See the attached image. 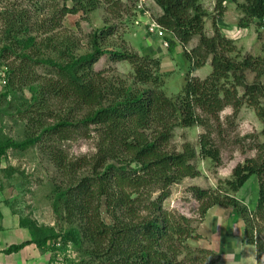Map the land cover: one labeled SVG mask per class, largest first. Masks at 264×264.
Segmentation results:
<instances>
[{
	"label": "trees",
	"instance_id": "1",
	"mask_svg": "<svg viewBox=\"0 0 264 264\" xmlns=\"http://www.w3.org/2000/svg\"><path fill=\"white\" fill-rule=\"evenodd\" d=\"M63 1L62 8L58 9V0H36L35 16L30 15V8L18 2L3 11L5 32L0 39V43L3 42L0 60L7 54L27 60L23 61L25 64L35 60L37 64L50 65L56 76L41 83L23 82L22 86L32 93L31 102L38 106V118H29L30 133L25 140L0 138V161L10 149L29 148L50 135L67 139L71 130L88 128L91 124L100 135L98 149L90 159L68 161L62 150L54 148L53 161L69 178L67 182L55 184L52 205L57 225L39 227L24 221V225L30 226L32 238L9 246L4 253H18L31 244L49 249L63 242L82 254L81 264H200L203 258H197L194 253L179 260L180 246L194 231L186 217H181L182 225L163 209L172 185L199 175L192 163L196 151L190 145H186L184 151H177L169 143L176 127L202 124L198 108L218 117L220 111L231 105L238 114L248 97V103L257 108L264 126V102L259 101L264 98V84L248 85L244 74H237L252 70L261 79L264 62L250 56L239 63L228 58L227 50L236 49L234 42L225 37L217 25L214 35L207 37L204 33L207 13L202 0H154L162 9L157 22L164 33L157 36V40L168 42L167 48L174 51L179 44L187 46L195 37H200L199 46L187 54L193 61V70L205 65L203 59L195 61L196 53L203 48L213 53L214 70L210 77L205 81L187 80L181 94L170 98L162 89L163 78L157 75L161 62L149 56L110 50L105 45L113 33L110 26L91 35L89 52L75 54V43L58 37L56 30L66 16L95 11L100 1ZM228 2L238 4L244 15L241 25L257 21L264 26V0H216L219 15L227 10ZM68 3L73 6L69 7ZM44 10V15L39 13ZM41 53L45 56H40ZM49 53L57 54L58 61ZM107 54L115 61H129L134 69V82L142 87L96 70L98 60ZM8 72L7 90L2 95L5 99L15 94L25 71L20 65ZM231 75H235L238 85L245 89L243 95H239L237 88L222 84L221 81ZM51 99L62 104L60 113L54 115V123L46 120ZM82 111L86 112L79 116L78 112ZM262 133L264 136V128ZM200 155L221 162L219 149L207 135L201 138ZM84 167L89 171L79 174L78 178L76 171ZM252 176L259 180V196L257 209L251 214L234 196ZM227 186V192L217 194L201 187L191 189L201 202L203 216L216 205L238 207L247 225L246 239L255 244L254 220L260 214L264 218V158H251L235 167ZM257 244L261 255L264 244Z\"/></svg>",
	"mask_w": 264,
	"mask_h": 264
},
{
	"label": "rangeland",
	"instance_id": "2",
	"mask_svg": "<svg viewBox=\"0 0 264 264\" xmlns=\"http://www.w3.org/2000/svg\"><path fill=\"white\" fill-rule=\"evenodd\" d=\"M99 1L97 10L88 14H70L63 19L61 27L56 30L58 37L67 38L75 43V54L89 52L91 35L110 26L113 28V33L105 43L110 50L149 56L161 62L157 75L163 78L162 89L170 98L181 94L187 80L195 78L205 81L212 74L213 53L203 48L199 53L193 54L195 61L202 59L205 61V65L196 70L192 69L193 61L187 55L193 53V50L199 46L200 37H195L187 46L179 44L174 51H170L162 41L148 34L146 25L157 22V18L162 15V9L154 0H145L143 7L146 12L140 11L141 1L145 2L144 0ZM239 1L244 2V0ZM17 2L30 8V15L35 16L36 0H32V3L29 0H0V39L5 32L3 11L10 4ZM58 2L57 8L61 9L64 1L58 0ZM38 6L40 9L41 5ZM68 6L73 5L68 3ZM202 6L207 13L204 31L207 37L211 38L214 35V26L217 25L220 32L234 42L236 49L227 50L228 58L239 63L244 57L250 56L252 59L260 58L261 63L264 62V26L256 23L257 21L248 26L241 25L244 15L237 3L228 2L227 10L223 15H219L216 0H202ZM39 13L44 15L45 10ZM67 45L70 46L69 43ZM2 46L3 42L0 43V49ZM44 54L41 53L40 56L44 57ZM49 54L58 61L57 54ZM1 58L0 68L7 71L8 75H10L8 72L10 68H17L20 65L25 72L21 74L20 78H23V81L17 85L15 94L7 99L2 96L7 86L0 85V138L8 137L15 141H22L29 136V118L37 115L38 108L36 103L31 102L32 93L27 87L22 86L23 82L41 83L56 75L50 65L37 64L35 60L25 64L23 61L27 60L18 58L16 55L7 54ZM95 69L120 77L129 85L142 87L134 82V69L127 60L115 61L111 55L107 54L98 60ZM237 74H244L248 85L258 82L264 84V76L259 79L252 70ZM221 82L228 88H237L239 95L245 92V89L238 85L235 75ZM247 99L249 102V97ZM259 101L264 102V98H260ZM248 102L238 114L235 113L233 106L228 105L218 113V117L204 113L201 108H198L202 124L199 123L193 127H176L174 130L169 143L170 147L177 151H184L185 146L190 145L196 151V157L192 163L199 170L198 176L187 177L172 185L170 196L163 202V209L172 215L174 221L180 220V223L184 225L181 217H186L194 231L183 246H180L179 260H185L186 256L194 253L197 258H203L200 264H212L213 261L214 264H264V252L259 254L260 247L257 244V242L264 244L262 215L260 214L254 220L256 243H249L245 234L247 228L245 218L238 211V207L225 208L216 205L203 216L200 211L201 202L195 198L191 189L201 187L215 194L219 191L227 192V182L233 178L235 167L251 158H264L263 121L258 115L257 108ZM61 110L62 104L51 99V107L46 112V115H49L47 122L54 123V115ZM85 112H78V114L80 116ZM71 132L67 139L50 135L43 142L29 148L10 149L1 159L0 229L2 228L7 234V245L32 238L30 226L24 225V221L39 227L57 225L52 205L55 184L67 182L69 178L67 172L64 173L56 167L53 154H56L57 149L62 150L68 161L90 159L96 154L100 140V135L92 124L88 128L82 127ZM205 135L219 149L220 163L200 155L201 138ZM88 171V167H84L79 168L75 173L80 178L79 174ZM258 194L259 180L257 176H252L234 197L240 202L241 207H247L252 214L257 209ZM102 215L104 219L107 218L105 209ZM33 250H38V254L32 253L13 258L2 254L0 264H25L26 261L28 264H81L82 254L71 244L59 242L49 249L37 247ZM1 253H4L3 250L0 251ZM39 254L41 256L35 257ZM69 259L72 262L68 261Z\"/></svg>",
	"mask_w": 264,
	"mask_h": 264
},
{
	"label": "built area",
	"instance_id": "3",
	"mask_svg": "<svg viewBox=\"0 0 264 264\" xmlns=\"http://www.w3.org/2000/svg\"><path fill=\"white\" fill-rule=\"evenodd\" d=\"M143 3H146V1L145 2L141 1L142 8L140 11L146 12V9L143 7L144 6ZM146 28H147L148 34L151 35L155 39L157 36H162L164 34L163 28H162V26H160L158 24V22L148 23L146 25ZM163 44L165 45L166 48L168 47V42L164 41ZM8 81H9V75H8L7 71L3 70V68H0V85L3 87H6L8 85Z\"/></svg>",
	"mask_w": 264,
	"mask_h": 264
},
{
	"label": "crops",
	"instance_id": "4",
	"mask_svg": "<svg viewBox=\"0 0 264 264\" xmlns=\"http://www.w3.org/2000/svg\"><path fill=\"white\" fill-rule=\"evenodd\" d=\"M215 207V206H214ZM214 207H212V208H214ZM6 235L7 234H5V231L1 228L0 229V251H2L3 250V252H4V250H6L9 246H11V245H13V244H19V243H21V242H23V241H26V240H30V239H25V240H23V241H21V242H15V243H11V244H9V245H7V242H6ZM33 248H37V246L35 245V244H31V245H29V246H26L24 249H22L20 252H18V253H14V254H11V255H7V254H5V253H1L0 255H2V254H5L6 256H8L9 258H13V257H21V256H26V255H30V254H38V250L35 252L34 250H33ZM39 256H41L40 254L38 255V256H35V257H39ZM34 258V257H33ZM16 259H18V258H16ZM23 261V260H22ZM25 264H28V262L26 261V263Z\"/></svg>",
	"mask_w": 264,
	"mask_h": 264
}]
</instances>
